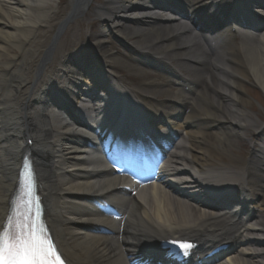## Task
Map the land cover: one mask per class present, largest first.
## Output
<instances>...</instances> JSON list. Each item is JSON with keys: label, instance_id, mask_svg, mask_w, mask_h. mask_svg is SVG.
<instances>
[{"label": "bare ground", "instance_id": "bare-ground-1", "mask_svg": "<svg viewBox=\"0 0 264 264\" xmlns=\"http://www.w3.org/2000/svg\"><path fill=\"white\" fill-rule=\"evenodd\" d=\"M176 1L180 13L162 0H67L61 7L59 0H0V224L20 151L32 139L48 222L72 264H132L137 256H151L152 243L182 236L242 245L210 264H264V204L249 225L235 222L227 205L233 203L231 186L239 191L236 204L244 206L251 202L246 198L264 193V161L255 154L264 155V143L254 150L257 159L234 163L230 157L237 128H261L242 84L250 80L264 93V31L240 27L242 18H235L236 41L232 26L216 23L231 0ZM159 7L170 14L153 11ZM64 24L68 30L59 40ZM108 32L128 55L112 45ZM197 33L209 35L214 45ZM165 60L184 70L183 83L165 72ZM120 69L132 75L121 76ZM130 75L142 80L134 83ZM200 85L205 89L197 95ZM95 88L120 94L121 109L128 97L136 99L154 113L158 130L176 131L181 142L172 150L167 177L136 197L109 195L120 201L123 222L80 199L120 184L94 144L102 137L95 125L108 128L110 115ZM74 99L86 103L80 116L73 106L69 111ZM118 117H111L115 129L121 128ZM94 227L99 231L89 230Z\"/></svg>", "mask_w": 264, "mask_h": 264}, {"label": "snow or ice", "instance_id": "snow-or-ice-1", "mask_svg": "<svg viewBox=\"0 0 264 264\" xmlns=\"http://www.w3.org/2000/svg\"><path fill=\"white\" fill-rule=\"evenodd\" d=\"M12 216L9 217L11 221ZM180 250H187L186 242L167 241ZM0 264H60L56 250L45 232L33 224H0Z\"/></svg>", "mask_w": 264, "mask_h": 264}, {"label": "rangeland", "instance_id": "rangeland-1", "mask_svg": "<svg viewBox=\"0 0 264 264\" xmlns=\"http://www.w3.org/2000/svg\"><path fill=\"white\" fill-rule=\"evenodd\" d=\"M66 1L67 0H59V2H58L59 7H61L63 4H65ZM80 23H81V30L87 29V27H88L87 24L85 25V23L81 22V21H80ZM96 23L99 24L98 22H96ZM67 30H68V28H67V26H65L62 33L60 34V37L58 38L59 40L62 39V37H64V34L66 33ZM83 36H84V34H83ZM107 38L109 40H111L112 45L116 46L120 52H125V53H127V55L129 54L128 51H123V48H121V46L119 45V42H117L114 39L113 34L108 32ZM238 40H239V38H236V41H238ZM149 70H151V69H149ZM119 74H121V75L128 74L129 75L131 73L128 70L120 69ZM153 75L157 78H161V79L163 78V75L158 73V72L153 74ZM130 78H131V80L134 81V83H137L140 80H142V77H139L137 75L136 76L133 75ZM214 80L216 81L215 84L217 82H219L218 77H215ZM242 85H243L244 92H246V97L248 98V100L250 102V105L247 106V108L250 109V112H251L253 118H255L259 123L264 125V96H262L260 94V90L254 84H252L251 81L243 82ZM225 111L227 112V109H225ZM227 117L230 118L232 116H230L229 113H227ZM236 133L238 135L236 136V138H234L235 144L230 147V151H231L232 157H234V159L239 158V160H240V158H242V159L245 158L246 154L249 152L250 147H249L247 140L249 139V137L251 136V134L253 132L251 129H247L246 131H243L241 133L237 129ZM262 202L264 203V198H263Z\"/></svg>", "mask_w": 264, "mask_h": 264}]
</instances>
